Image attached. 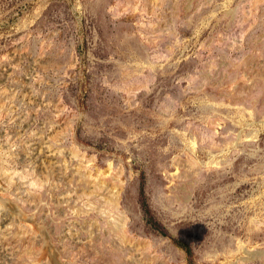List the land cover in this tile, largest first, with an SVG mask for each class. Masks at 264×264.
Returning a JSON list of instances; mask_svg holds the SVG:
<instances>
[{"label":"rangeland","instance_id":"1","mask_svg":"<svg viewBox=\"0 0 264 264\" xmlns=\"http://www.w3.org/2000/svg\"><path fill=\"white\" fill-rule=\"evenodd\" d=\"M0 264H264V0H0Z\"/></svg>","mask_w":264,"mask_h":264}]
</instances>
